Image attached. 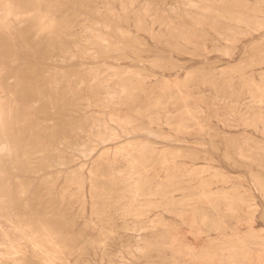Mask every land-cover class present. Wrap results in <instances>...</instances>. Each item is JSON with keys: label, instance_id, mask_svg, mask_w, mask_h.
Instances as JSON below:
<instances>
[{"label": "rangeland", "instance_id": "obj_1", "mask_svg": "<svg viewBox=\"0 0 264 264\" xmlns=\"http://www.w3.org/2000/svg\"><path fill=\"white\" fill-rule=\"evenodd\" d=\"M0 88V264H264V0H0Z\"/></svg>", "mask_w": 264, "mask_h": 264}, {"label": "bare ground", "instance_id": "obj_2", "mask_svg": "<svg viewBox=\"0 0 264 264\" xmlns=\"http://www.w3.org/2000/svg\"><path fill=\"white\" fill-rule=\"evenodd\" d=\"M46 13V12H45ZM43 13V14H45ZM17 18V17H16ZM48 30V29H47ZM37 34V33H36ZM97 39V38H96ZM59 41V40H58ZM57 42V41H56ZM49 45V44H48ZM58 48V47H57ZM122 85V84H121ZM118 88V87H117ZM1 89V88H0ZM171 99V98H170ZM15 120V119H14ZM7 127V126H6ZM95 129V128H94ZM101 129V128H100ZM8 130V129H7ZM101 133V132H100ZM100 136V135H99ZM104 136V135H103ZM114 136V135H113ZM98 137V136H97ZM3 147V146H2ZM133 148V147H132ZM8 149V147H7ZM7 162V161H6ZM3 167V166H2ZM174 167V166H173ZM3 172V171H2ZM118 174V173H117ZM129 175V174H128ZM173 175V174H172ZM183 175V174H182ZM127 177V175H126ZM125 177V178H126ZM130 177V176H129ZM177 177V176H176ZM179 178V177H178ZM126 180V179H125ZM124 180V181H125ZM130 180V179H129ZM117 181V180H116ZM17 183V182H16ZM135 183H133L134 185ZM167 184V183H166ZM19 185V184H18ZM120 185V184H119ZM132 185V184H131ZM136 185V184H135ZM93 186V185H92ZM129 187V186H128ZM134 190V189H133ZM20 191V189H18ZM127 192V191H126ZM107 193V192H106ZM21 194V193H20ZM1 196V195H0ZM124 196V195H123ZM2 198V197H1ZM125 198V197H124ZM18 199V198H17ZM123 199V198H122ZM149 203V202H148ZM129 203L127 202V205ZM129 206V205H128ZM139 206V205H138ZM126 212V210H125ZM186 212V211H185ZM6 215V214H5ZM127 215V214H126ZM107 216V215H106ZM139 216V215H138ZM151 219V218H150ZM158 219V218H157ZM163 219V218H162ZM152 222V221H151ZM149 223V222H148ZM25 228V227H24ZM22 229V228H21ZM27 229V227H26ZM164 232V229H160L159 233L162 235ZM175 232V231H174ZM176 234L171 235L168 237L169 239L165 240H159L158 248H163L164 245L169 246V249L174 251L176 254L182 256V257H187L189 258L190 261L196 260L198 264H208L206 260L210 257L211 252L215 256V259L222 261L224 260V252L222 251H217L213 250L209 252L207 247L205 246V241L200 239V240H193L190 236L184 235V234H179L178 232H175ZM163 236V235H162ZM28 237V236H26ZM167 238V235H166ZM195 238V237H194ZM160 242H164L165 244L161 245ZM9 243V242H8ZM11 243V242H10ZM148 243V242H147ZM146 244V243H145ZM150 244V243H149ZM153 244V243H152ZM151 245V244H150ZM155 245V244H154ZM142 248V246H139ZM14 248V247H13ZM103 248V247H102ZM145 248V247H144ZM15 250V249H14ZM196 251V252H195ZM139 252V251H138ZM227 252V251H226ZM50 253V252H49ZM9 255V254H8ZM5 256V255H4ZM12 257V256H11ZM109 259V258H108ZM124 259V258H123ZM165 260V259H164ZM76 261V260H75ZM225 261V260H224ZM119 263V262H118ZM224 264V263H223Z\"/></svg>", "mask_w": 264, "mask_h": 264}]
</instances>
